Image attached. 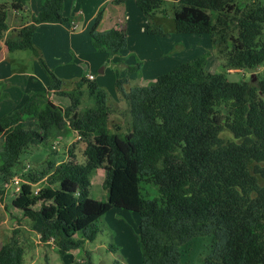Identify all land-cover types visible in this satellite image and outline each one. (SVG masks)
<instances>
[{
    "label": "trees",
    "instance_id": "16d2710c",
    "mask_svg": "<svg viewBox=\"0 0 264 264\" xmlns=\"http://www.w3.org/2000/svg\"><path fill=\"white\" fill-rule=\"evenodd\" d=\"M66 1L43 0L39 12L9 34L7 10L25 12L27 0L0 3V40L9 50L30 48L49 80L42 92L30 93L19 108L0 117V177L16 167L23 149L47 144L55 129L69 127L84 143L83 164L69 153L47 176L50 186L36 194L29 176L13 207L40 222L39 240H54L61 256L93 241L99 218L121 208L138 215L141 264H181L182 248L201 237L212 240L202 264H264V79L254 84L229 81L224 73L205 71L204 56H198L147 86L125 90L128 75L141 67L138 62L115 82L131 130L122 133L117 125L110 131L103 89L81 77L66 90L33 43L38 24L67 22ZM164 1L135 0L150 35H167L153 26ZM169 1L177 3L175 31L208 35L225 57V69H254L264 63V41L258 40L264 2L239 10L235 0ZM100 19L99 13L90 29L93 47L120 55L127 45L124 35L99 31ZM234 29L236 36L230 32ZM50 93L68 98L69 104H54ZM85 97L91 104L79 110ZM224 130L233 138H223ZM100 165L105 201L90 196V174ZM143 182H152L157 197L142 195ZM23 255L24 248L11 237L0 247V264H23Z\"/></svg>",
    "mask_w": 264,
    "mask_h": 264
},
{
    "label": "rangeland",
    "instance_id": "374dc122",
    "mask_svg": "<svg viewBox=\"0 0 264 264\" xmlns=\"http://www.w3.org/2000/svg\"><path fill=\"white\" fill-rule=\"evenodd\" d=\"M256 1L264 2V0H235V3L240 10ZM176 8V2L166 0L156 12L153 26L161 27L167 35L164 37L149 36L151 38L148 39H151L153 45L158 48L156 50L158 57L149 60L145 69L146 74L142 73V66L137 72L129 74L128 83L123 85L125 90L134 86H147L159 75L167 73L198 56H204L203 68L205 71L224 73L229 81L254 84L258 80L264 79V63L254 69H225L223 67L225 57L219 56L217 48L213 46L208 35L176 32L173 19ZM209 13L214 20L215 13L213 11H209ZM227 16L229 20L231 16L229 14ZM79 30L80 27L74 32L76 33L75 37ZM230 32L236 36L237 31L235 29ZM70 37L71 34L67 29L66 34L59 35L58 42L61 44L59 49L51 44L46 45L47 55L42 56L45 64L57 78L63 81L66 90H70L81 77H86L87 74L92 73L96 77L92 81L106 93L107 103L110 106L108 123L110 131L116 130L114 126L119 125L122 133H128L131 130L130 115L125 101L115 87V82L117 78L127 75L128 67L135 66L138 62L141 65L144 64L145 60H139L136 57L137 53H135L137 50L139 54L142 53L144 56L143 51L138 49V45L135 44L134 47L130 43L120 51V55H109L98 52L93 47L89 34L88 36L86 34L87 45L85 46L84 42L78 48L70 46ZM258 40L264 41V30ZM230 44L228 42L227 47H230ZM119 56H122L123 59H120ZM101 68L103 71H100ZM252 75L255 77L254 81H251ZM51 100L61 107L69 104L68 98L55 94H52ZM24 102L19 101V97H17L1 105L0 117L12 113ZM90 104L91 102L87 97L83 98L79 110L85 109ZM65 128L62 132L64 142L60 141V137L51 135L47 139V144L26 147L21 152L18 164L11 170L10 174L0 177V247L11 237H16L24 248L23 264H141L138 215L135 212L121 208L109 210L97 221L99 232L93 241H87L82 248L69 251L61 256L57 252L54 240L51 239L46 242L39 240L40 222L24 216L13 207L12 201L18 192L15 189L17 184L11 181L10 175L12 173H17L15 177L21 178L19 185L28 182L29 176L33 177L34 180L31 182L33 191H42L50 186L47 176L55 167H59L67 161L69 153L75 155L76 162L84 163L82 154L84 143L76 138V132L68 127L66 130ZM222 137L225 139L233 138L227 130L223 131ZM27 164L29 168H26ZM104 176L103 165L98 166L90 174V196L101 201L106 200L107 192L102 187ZM141 186L144 197H157V189L152 182H143ZM211 249L212 240L210 238L193 239L182 248L181 264H202Z\"/></svg>",
    "mask_w": 264,
    "mask_h": 264
},
{
    "label": "crops",
    "instance_id": "0c3cea01",
    "mask_svg": "<svg viewBox=\"0 0 264 264\" xmlns=\"http://www.w3.org/2000/svg\"><path fill=\"white\" fill-rule=\"evenodd\" d=\"M42 1L27 0L25 12L7 10L5 18L8 27L7 34L28 23L29 15L39 12ZM2 2H5V0H0V3ZM99 13L101 14L97 26L99 31L111 30L122 34L127 41V45H130V43L134 47L138 45V49L143 51L144 56H142V53L139 54L137 50H135V53H137L136 57L139 60H145L144 64L141 65V71L143 69L142 73L146 74V65H148L150 59L158 57V51L156 53L158 48L153 45L151 39H148L151 38L149 37L151 35L145 29L146 19L137 7L135 0H125L122 3H117L115 0H68L63 5V16L67 19V22L64 24H38L33 34V43L42 52V56L45 57L47 55L46 45L51 44L59 49L61 46L58 42L59 35L66 34L68 29L71 34L69 43L71 47L78 48L84 42L86 46L88 42L86 34L90 36L91 26ZM71 22L77 24L74 31L70 29ZM79 27L80 30L75 37L76 33L74 32ZM100 71H103V69L101 68ZM48 82L47 75L38 64L30 48L23 47L9 50L5 46L4 40H0V107L17 97H19V101H25L30 93L42 92ZM52 94L48 95L50 100ZM68 128L66 127L65 130ZM63 131L64 128L61 130L55 129L51 134L60 137V141L64 142Z\"/></svg>",
    "mask_w": 264,
    "mask_h": 264
},
{
    "label": "built area",
    "instance_id": "2783aa9c",
    "mask_svg": "<svg viewBox=\"0 0 264 264\" xmlns=\"http://www.w3.org/2000/svg\"><path fill=\"white\" fill-rule=\"evenodd\" d=\"M76 28H77V24H76L75 22H71L70 29H71L72 31H74ZM86 78L89 79V80H94L95 76H94L93 74H88ZM76 138H77V139L80 138L78 134H77V137H76ZM52 147H53V146H52ZM26 168H29V165H28V164L26 165ZM15 176H16V175H14L13 177H11V181H12L13 183L17 184L16 187H15V189H16L17 192L19 193V192H20V186H21V185H19V184H20V179H21V178H20L19 176H17V177H15ZM37 192H38V190H34V194H36Z\"/></svg>",
    "mask_w": 264,
    "mask_h": 264
},
{
    "label": "water",
    "instance_id": "95a60500",
    "mask_svg": "<svg viewBox=\"0 0 264 264\" xmlns=\"http://www.w3.org/2000/svg\"><path fill=\"white\" fill-rule=\"evenodd\" d=\"M255 80V77L252 75L251 76V81H254Z\"/></svg>",
    "mask_w": 264,
    "mask_h": 264
}]
</instances>
